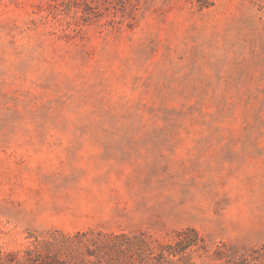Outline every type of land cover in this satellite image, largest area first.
<instances>
[{
	"label": "rangeland",
	"instance_id": "obj_1",
	"mask_svg": "<svg viewBox=\"0 0 264 264\" xmlns=\"http://www.w3.org/2000/svg\"><path fill=\"white\" fill-rule=\"evenodd\" d=\"M124 4L0 0V264H264V0Z\"/></svg>",
	"mask_w": 264,
	"mask_h": 264
},
{
	"label": "trees",
	"instance_id": "obj_2",
	"mask_svg": "<svg viewBox=\"0 0 264 264\" xmlns=\"http://www.w3.org/2000/svg\"><path fill=\"white\" fill-rule=\"evenodd\" d=\"M95 1L96 0H66V4H71L74 6L84 5L87 8V10L90 12L89 14H91L92 17L96 18V17H99L102 14V12L96 10V8L93 6V3ZM123 1H125V4H130L134 0H123ZM124 5L123 7L125 8Z\"/></svg>",
	"mask_w": 264,
	"mask_h": 264
}]
</instances>
